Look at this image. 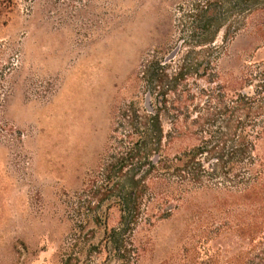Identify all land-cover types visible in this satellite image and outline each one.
I'll return each instance as SVG.
<instances>
[{"label": "rangeland", "instance_id": "374dc122", "mask_svg": "<svg viewBox=\"0 0 264 264\" xmlns=\"http://www.w3.org/2000/svg\"><path fill=\"white\" fill-rule=\"evenodd\" d=\"M207 1L12 0L0 8V126L8 127L0 130V264H119L107 237L132 188L142 191L144 213L123 238L132 264H247L246 196L206 178L209 192L170 199L173 189L151 180L152 138L141 158L134 151L149 130L136 121L149 114L147 100L161 114L162 155L175 160L199 144L189 133L171 141L175 126L203 123L197 117L228 98L247 60L264 61V39L247 35L264 14L247 30V2ZM205 5L214 23L206 42L192 34ZM183 65L178 86L151 84L149 70L174 76ZM258 153L264 158V140Z\"/></svg>", "mask_w": 264, "mask_h": 264}, {"label": "trees", "instance_id": "16d2710c", "mask_svg": "<svg viewBox=\"0 0 264 264\" xmlns=\"http://www.w3.org/2000/svg\"><path fill=\"white\" fill-rule=\"evenodd\" d=\"M244 2H247L248 30L250 18L254 15L264 14V0H235L237 7ZM11 4H13L12 0H0V8H10ZM206 4H208L207 0ZM198 10L192 34H197L198 39L206 42L214 28L213 20L209 19L210 15L213 16V12L208 5L198 7ZM214 21L217 22L218 19ZM247 35L252 38L264 39V25L255 27ZM202 53L209 54L208 50ZM251 57L252 54L247 52V58ZM154 70H149L151 84L156 82L163 84L167 80L169 84L178 86V81H183L184 77L188 75L186 65H183L174 76L166 74L164 69H162V73ZM206 72L207 70L204 71V73ZM233 82L228 98L219 96L217 105L214 107L208 105L204 109V113L197 117L203 123H196L192 127L185 126L184 128L175 126L172 136H170L171 141L189 133L199 137V144L196 147L182 153L175 160L166 159L160 150L163 139L161 114L150 103L151 110L146 107L149 114L136 117L137 122L140 121L138 119L142 120L139 125H144V129L149 128V130L148 133L143 132L140 135V140L136 145L141 148L137 147L134 151L137 152L135 154L137 157L142 156L144 147L145 149L149 147L146 140L152 138L154 141L152 145L156 147V150H154L155 154L151 162V172L153 173H150L152 174L151 180L156 188L162 184L171 187L173 192L168 193L170 199H172L171 196L178 195L180 200L181 197L189 196L200 189L203 192H209L211 187H203L206 178L209 180L226 179L231 186L225 187L224 190L229 191L230 197H234L237 193L239 195L243 193L242 195L247 198V223L243 228L247 235V264H264V158L258 153V144L264 140V61L251 62L247 60V67L240 71V76ZM169 84L168 88H170ZM243 86H247V92H242ZM209 98H213V96L211 95ZM225 99L229 101L227 105H224ZM0 130L7 132L8 127L0 126ZM142 141H145L143 146ZM206 164L211 167V172L206 169ZM173 178H176L178 182L174 183ZM132 181L135 182V178ZM143 181L142 179L138 182ZM156 188L153 190L154 194L159 196V190ZM222 189L219 191L221 192ZM121 194L123 196L119 197L117 203L122 214L120 227L111 231L107 241L115 242L114 258L119 261V264H132L130 258V254L133 252L132 245L126 243L123 238L127 232L132 231L133 226H136L144 218L142 212L143 194L142 191L134 190V188L128 193H125L124 190ZM236 196L238 197V194ZM174 200L176 201V199ZM173 210L166 211L164 216H171ZM207 226L200 229L201 235H205V237H207L205 231ZM237 226L241 230V226ZM226 227L229 225L224 224L222 228L209 231V233L220 234ZM114 238L118 240H114Z\"/></svg>", "mask_w": 264, "mask_h": 264}, {"label": "water", "instance_id": "95a60500", "mask_svg": "<svg viewBox=\"0 0 264 264\" xmlns=\"http://www.w3.org/2000/svg\"><path fill=\"white\" fill-rule=\"evenodd\" d=\"M175 55H176V52H173L171 55H170V59L171 58H173V57H175ZM147 107L151 110V108H150V102L147 100Z\"/></svg>", "mask_w": 264, "mask_h": 264}]
</instances>
